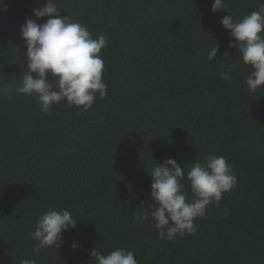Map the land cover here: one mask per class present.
Instances as JSON below:
<instances>
[{
	"label": "trees",
	"instance_id": "1",
	"mask_svg": "<svg viewBox=\"0 0 264 264\" xmlns=\"http://www.w3.org/2000/svg\"><path fill=\"white\" fill-rule=\"evenodd\" d=\"M54 2L93 38L105 35L107 96L87 112L60 102L44 114L35 96L17 94L26 52L20 29L44 0H2L0 264H96L93 248L132 251L138 264H264V87L248 91L250 68L220 23L264 0H225L215 13L213 0ZM212 45L219 51L210 63ZM227 67L231 80H221ZM210 154L225 157L237 184L208 206L206 220L196 219L194 234L170 242L158 238L150 215L135 222L141 201L153 204L155 163L172 158L187 172ZM185 192L190 198L187 184ZM53 208L71 212L76 226L57 249L34 253L30 234Z\"/></svg>",
	"mask_w": 264,
	"mask_h": 264
},
{
	"label": "clouds",
	"instance_id": "2",
	"mask_svg": "<svg viewBox=\"0 0 264 264\" xmlns=\"http://www.w3.org/2000/svg\"><path fill=\"white\" fill-rule=\"evenodd\" d=\"M224 8L225 0H213V13L224 11ZM0 10L7 11L2 0ZM60 12L54 0H44L42 7L33 9L35 19H26L21 26L20 36L26 49L25 70L15 91L19 95L35 96L44 114L60 102L87 112L98 97L103 99L107 96L101 56L107 40L105 35L93 38L86 26L73 22L70 16H62ZM45 17H48L46 22L37 23ZM220 23L231 38L229 47L235 48L242 63L250 68L245 79L248 91L264 87V5L239 20L228 14ZM213 45L207 54L210 63L219 51ZM225 56L229 55L225 53ZM231 71L232 68L227 67L226 71L219 73V78L231 80ZM5 90L6 84L0 87V92ZM149 177L153 204L143 207L144 202L141 201L140 211L134 214V220L143 223L150 215L158 238L170 242L177 237L194 234L198 230L196 219L206 220L208 206H219L224 194L237 184L232 165L225 157L215 154L208 155L203 162L193 161L187 172L169 158L161 164L155 163ZM185 184L190 189V198L185 192ZM227 211L225 208V214ZM76 223L66 209L47 210L38 217L30 234L34 241L33 252L38 254L44 249H57L61 234L74 228ZM90 256L95 258L96 264H138L134 252L123 248H116L107 255L93 248ZM19 264H36V261L23 258Z\"/></svg>",
	"mask_w": 264,
	"mask_h": 264
}]
</instances>
